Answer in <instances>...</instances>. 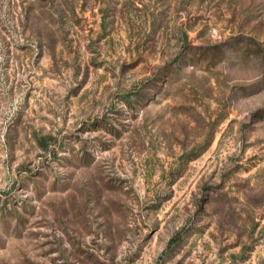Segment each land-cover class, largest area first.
<instances>
[{
  "label": "rangeland",
  "instance_id": "rangeland-1",
  "mask_svg": "<svg viewBox=\"0 0 264 264\" xmlns=\"http://www.w3.org/2000/svg\"><path fill=\"white\" fill-rule=\"evenodd\" d=\"M0 264H264V0H0Z\"/></svg>",
  "mask_w": 264,
  "mask_h": 264
}]
</instances>
